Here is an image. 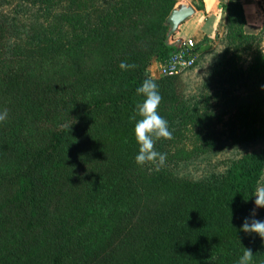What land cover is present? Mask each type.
Listing matches in <instances>:
<instances>
[{
  "label": "trees",
  "instance_id": "trees-1",
  "mask_svg": "<svg viewBox=\"0 0 264 264\" xmlns=\"http://www.w3.org/2000/svg\"><path fill=\"white\" fill-rule=\"evenodd\" d=\"M220 1L231 25L237 8L250 26L240 1ZM179 3L127 0L39 57L11 54L0 16V264H237L246 248L264 264V240L241 230L264 152L213 181L142 173L135 162L130 117L144 79L158 85L163 118L188 115L177 76L149 74L183 45L167 23Z\"/></svg>",
  "mask_w": 264,
  "mask_h": 264
},
{
  "label": "rangeland",
  "instance_id": "rangeland-1",
  "mask_svg": "<svg viewBox=\"0 0 264 264\" xmlns=\"http://www.w3.org/2000/svg\"><path fill=\"white\" fill-rule=\"evenodd\" d=\"M80 1L85 0H0V16L10 20L11 54L44 55L127 2L94 0L88 16L89 9L80 11ZM235 15L232 25L225 16L215 35L201 42L194 66L176 75L188 115L168 120L172 138H161L156 145L167 154L165 164L149 162L140 172L165 170L213 181L245 154L264 152V28L245 27L237 8ZM149 74L162 75L154 66ZM258 186H264V176ZM254 209L255 219L264 221V207Z\"/></svg>",
  "mask_w": 264,
  "mask_h": 264
},
{
  "label": "clouds",
  "instance_id": "clouds-1",
  "mask_svg": "<svg viewBox=\"0 0 264 264\" xmlns=\"http://www.w3.org/2000/svg\"><path fill=\"white\" fill-rule=\"evenodd\" d=\"M119 67L127 71L135 69L136 65L121 61ZM136 92L143 99L136 103L135 114L130 117L131 120L135 121L134 136L139 146L135 162L141 166L149 162H158V167L163 166L166 162L167 154L155 150V143L161 138L171 139L172 132L169 130L168 121L158 112L162 101L158 85L154 79L149 77L143 80ZM7 116V109L0 111V122H3ZM137 116L139 119H137ZM254 196L256 197L255 205L258 208L264 207V186H257ZM241 230L249 234L257 233L264 240V221L255 219V209L252 210L250 217L244 219ZM252 260L253 251L250 248H246L237 260V264H252Z\"/></svg>",
  "mask_w": 264,
  "mask_h": 264
},
{
  "label": "crops",
  "instance_id": "crops-1",
  "mask_svg": "<svg viewBox=\"0 0 264 264\" xmlns=\"http://www.w3.org/2000/svg\"><path fill=\"white\" fill-rule=\"evenodd\" d=\"M178 1L191 4L195 8V13L180 25L177 36L185 40H192L196 45L208 37L212 38L227 15L226 8L220 0ZM237 1L242 3L247 23L264 28V0ZM153 66L159 68V62L154 60Z\"/></svg>",
  "mask_w": 264,
  "mask_h": 264
},
{
  "label": "built area",
  "instance_id": "built-area-1",
  "mask_svg": "<svg viewBox=\"0 0 264 264\" xmlns=\"http://www.w3.org/2000/svg\"><path fill=\"white\" fill-rule=\"evenodd\" d=\"M196 44L192 40H184L180 50L176 51L164 63H159V72L162 75H178L182 71L194 66L197 60Z\"/></svg>",
  "mask_w": 264,
  "mask_h": 264
},
{
  "label": "water",
  "instance_id": "water-1",
  "mask_svg": "<svg viewBox=\"0 0 264 264\" xmlns=\"http://www.w3.org/2000/svg\"><path fill=\"white\" fill-rule=\"evenodd\" d=\"M195 13V8L188 3H179L167 17L170 34L175 33L180 25Z\"/></svg>",
  "mask_w": 264,
  "mask_h": 264
}]
</instances>
